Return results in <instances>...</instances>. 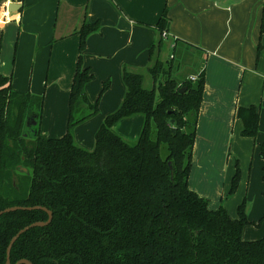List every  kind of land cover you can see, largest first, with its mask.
I'll return each instance as SVG.
<instances>
[{
	"label": "trees",
	"instance_id": "trees-1",
	"mask_svg": "<svg viewBox=\"0 0 264 264\" xmlns=\"http://www.w3.org/2000/svg\"><path fill=\"white\" fill-rule=\"evenodd\" d=\"M168 21L165 7L144 69L123 65V99L99 125L91 150L75 142L73 130L97 114L98 100L109 86L103 82L94 102L85 92L94 75L83 65L81 51L86 36L99 29L98 20H84L77 30L79 55L69 89L67 130L61 137L40 134L43 96L13 90L11 78L0 74V210L38 205L52 212L48 224L30 227L15 240L11 264L20 259L33 264H264V235L242 238L243 227L251 223L244 204L232 219L222 205L210 209L208 200L188 187L204 69L195 73L194 81L172 75V57L166 63L160 58ZM180 46L200 51L174 38L172 53ZM260 50L259 42L257 59ZM136 114L143 123L137 139L129 142L112 127ZM32 115L35 123L27 126ZM235 115L243 124L241 135L255 138L258 108L238 107ZM258 147L264 161V142ZM237 181L238 168L230 193ZM47 218L41 208L2 213L0 264H5L7 246L19 229Z\"/></svg>",
	"mask_w": 264,
	"mask_h": 264
},
{
	"label": "crops",
	"instance_id": "crops-1",
	"mask_svg": "<svg viewBox=\"0 0 264 264\" xmlns=\"http://www.w3.org/2000/svg\"><path fill=\"white\" fill-rule=\"evenodd\" d=\"M10 3L18 7L9 9ZM261 5L262 0H0V74L11 78L13 90L43 96L40 134L61 137L67 130L69 89L79 55L77 30L84 20H98L99 29L86 36L81 51L83 65L94 75L85 92L94 102L103 82L109 81V87L102 95L99 112L73 130L75 142L91 150L99 125L123 99V65L141 70L149 64L148 48L158 36L155 24L166 7V45L171 49L172 40L179 38L199 48L195 52L201 56L204 69L188 187L206 198L210 209L222 205L221 170L228 166L222 148L233 128L232 137L247 149L242 160L246 163L249 156L252 158L259 185V213L247 218L253 223L264 211V161L258 147L264 142ZM190 76L195 73L187 78ZM250 105L258 108V131L255 138H241L243 124L235 111ZM142 123L143 116L136 114L116 122L112 129L133 142ZM224 208L232 219L237 218L228 205ZM242 238L261 237L252 239L242 230Z\"/></svg>",
	"mask_w": 264,
	"mask_h": 264
},
{
	"label": "rangeland",
	"instance_id": "rangeland-1",
	"mask_svg": "<svg viewBox=\"0 0 264 264\" xmlns=\"http://www.w3.org/2000/svg\"><path fill=\"white\" fill-rule=\"evenodd\" d=\"M162 34L164 35L163 32ZM171 57H172L171 63L173 66L172 75L177 77V79L187 78L188 75L198 72L203 66V61L201 56L198 53H196L194 50L180 46V48L175 53H172L171 49H169V47L166 45L165 42L164 47L162 48L160 54V58L162 59L163 62L166 63L167 61L169 62V58ZM149 84L150 83H148V85ZM102 95L98 100V112H99V105ZM232 134H233V128L231 135L228 132L226 138L227 144L222 148V151L225 150L226 154H228V158L225 159V152H224V160H223V161L228 160V166L226 171L225 169L221 170V174L224 177V182H223L224 192H222L220 198L222 205H224V207L225 205H228V210H232L235 217H238L239 204L243 203L245 215L248 218L249 215L255 216L259 213L258 212L259 196L257 192L259 185L253 175L252 158L250 159L249 156V159L247 160L246 163L245 160H242L243 159L242 157L246 158L245 152L247 149L245 148L244 144H239L238 142H236L232 137ZM239 136L241 138L245 137V136L243 137L241 136L240 131H239ZM221 163H222V157H221ZM236 168H238V181L236 184V188L232 193H230L229 183L236 171ZM251 172L252 174L249 183L248 175ZM259 182H261L260 179ZM261 204L262 201L260 200V205ZM250 212L252 213L250 214ZM259 219L260 218H256L255 220H253V223L246 224L243 227V232L245 235H247L248 237H252V239L260 238L263 236L264 222H260L257 224Z\"/></svg>",
	"mask_w": 264,
	"mask_h": 264
},
{
	"label": "water",
	"instance_id": "water-1",
	"mask_svg": "<svg viewBox=\"0 0 264 264\" xmlns=\"http://www.w3.org/2000/svg\"><path fill=\"white\" fill-rule=\"evenodd\" d=\"M18 6H16V4L14 3H10L8 5V8L9 9H13V8H17ZM36 116L35 115H32V116H28L26 118V125L29 126V125H33L35 123V119ZM43 209L46 211V213L48 214V218L47 220L45 221H35V222H32L30 223L29 225H26L24 226L23 228L19 229L13 236L12 238L10 239L9 241V244L7 246V249H6V260H5V264H11L10 263V258H9V253H10V249H11V246L12 244L15 242V240L23 233L25 232L26 230H28L30 227H33V226H44L46 224H48L50 221H51V218H52V212L43 207V206H38V205H34V206H10V207H6L4 208L3 210H0V215L2 213H5V212H9V211H13V210H17V209H27V210H31V209ZM15 264H33L32 262H30L29 260L27 259H20L18 260Z\"/></svg>",
	"mask_w": 264,
	"mask_h": 264
},
{
	"label": "built area",
	"instance_id": "built-area-1",
	"mask_svg": "<svg viewBox=\"0 0 264 264\" xmlns=\"http://www.w3.org/2000/svg\"><path fill=\"white\" fill-rule=\"evenodd\" d=\"M164 35H165V33H164ZM190 79H191L192 81H194V80H196V76H190Z\"/></svg>",
	"mask_w": 264,
	"mask_h": 264
}]
</instances>
